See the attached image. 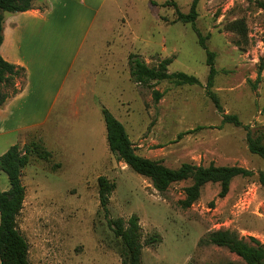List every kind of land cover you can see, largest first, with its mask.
Listing matches in <instances>:
<instances>
[{"label": "rangeland", "instance_id": "obj_1", "mask_svg": "<svg viewBox=\"0 0 264 264\" xmlns=\"http://www.w3.org/2000/svg\"><path fill=\"white\" fill-rule=\"evenodd\" d=\"M192 2L109 0L100 13L65 85L64 104L43 137L25 144L31 155L18 226L32 264H122L121 239L99 204L101 175L117 186L110 217L127 221L136 214L143 242L153 234L162 237L144 246L142 264H246L227 247L200 243L216 230L264 244V188L258 180L264 160L249 150L245 128L264 134V0H199L194 24L176 21V10L188 13ZM197 30L216 54L210 90L241 126L224 123L209 95L210 66ZM131 53L150 66L172 58L169 72L194 75L201 84H137L130 75ZM154 89L162 93L159 100ZM103 107L124 124L142 156L171 168L185 162L237 165L254 175L236 177L225 197L218 195L219 183H207L201 197L183 208L184 188L192 181L175 182L161 193L150 178L118 160L107 140ZM0 187H10L2 170Z\"/></svg>", "mask_w": 264, "mask_h": 264}, {"label": "trees", "instance_id": "obj_2", "mask_svg": "<svg viewBox=\"0 0 264 264\" xmlns=\"http://www.w3.org/2000/svg\"><path fill=\"white\" fill-rule=\"evenodd\" d=\"M35 0H0V46L3 42V22L5 12H23L34 6ZM199 0H193L190 11L182 12L176 10L177 19L184 23H195L198 17ZM264 8V2L261 3ZM200 44L207 50V63L210 66V73L207 81L209 95L215 101L217 108L223 113L224 123H234L241 126L242 122L236 114H226L217 96L211 92L213 80L217 73L215 67V52L208 49L206 37L197 30ZM129 68L131 79L137 84L154 88L157 83L164 80H172L177 85H200L201 81L194 75L185 72H169L168 66L172 58L160 60L158 64L150 66L142 57L136 53L129 54ZM25 69L5 60L0 53V105L9 97L18 93L16 79L25 77ZM11 87V92L5 89ZM155 99L162 96L154 89ZM107 128V140L111 152L118 160L124 161L130 168L140 175L150 178L154 188L163 193L168 190L171 184L184 180H191L192 183L184 188L185 198L181 201L183 208L191 207L200 197L203 187L207 183H219L221 186L219 197H225L232 181L236 177H249L254 172L245 167L237 165H215L214 163L198 165L192 162L182 163L177 168L163 165L160 161L142 156L137 153V148L132 142L124 124L117 119L109 109H102ZM247 142L249 150L264 160V134L256 133L250 126ZM182 135V134H180ZM39 148L37 147V150ZM31 150L28 146L16 144L0 155V170L4 171L10 181L8 190L0 187V260L2 264H32L29 259L30 245L28 239L18 226V216L24 207L26 198V186L23 183L24 169L29 164ZM258 180L264 188V170L258 174ZM99 183V204L107 219L108 226L116 237L121 239L122 248L120 255L122 264H142V252L144 246L156 245L162 241L159 234H153L146 240H142V227L140 219L133 214L127 221L123 218L113 219L110 217V198L116 189V182L107 176L101 175ZM201 244H212L227 247L232 253L241 257L246 264H264V244L250 237L247 241L236 231L216 230L210 232L207 237L200 240Z\"/></svg>", "mask_w": 264, "mask_h": 264}, {"label": "crops", "instance_id": "obj_3", "mask_svg": "<svg viewBox=\"0 0 264 264\" xmlns=\"http://www.w3.org/2000/svg\"><path fill=\"white\" fill-rule=\"evenodd\" d=\"M108 1L35 0L30 10L5 12L0 53L26 75L23 84L17 78L18 93L0 105V155L43 137L59 103L64 104L65 85Z\"/></svg>", "mask_w": 264, "mask_h": 264}]
</instances>
